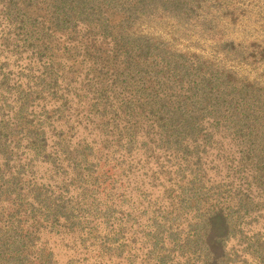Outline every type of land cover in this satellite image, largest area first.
I'll list each match as a JSON object with an SVG mask.
<instances>
[{
	"label": "trees",
	"instance_id": "1",
	"mask_svg": "<svg viewBox=\"0 0 264 264\" xmlns=\"http://www.w3.org/2000/svg\"><path fill=\"white\" fill-rule=\"evenodd\" d=\"M238 2L0 0V264H264V80L232 67L264 44L226 35Z\"/></svg>",
	"mask_w": 264,
	"mask_h": 264
},
{
	"label": "rangeland",
	"instance_id": "2",
	"mask_svg": "<svg viewBox=\"0 0 264 264\" xmlns=\"http://www.w3.org/2000/svg\"><path fill=\"white\" fill-rule=\"evenodd\" d=\"M239 6L245 13L244 17H240L241 21L229 27L226 35L234 39H243L249 42L254 41L264 44V0H243V2L239 3ZM149 30L151 31V29ZM152 31L163 36H167L168 32L161 28L152 29ZM186 35V38H179L180 40L173 41V44L179 49L195 51L214 57V50L210 42L199 39L196 34H191V32H188ZM257 46L261 47L258 44ZM232 67L238 71L240 75H245L251 80H264V60H261L253 67ZM75 238L76 236L72 234H66L65 237L62 238L57 233L48 232L47 229H44L41 233L40 241L38 242H40V245L47 244L54 252L56 260L60 263H64L71 257L80 256L77 253L79 245L78 243H74ZM126 239L127 243L130 245L129 238L126 237ZM44 241L46 243H43ZM127 249H129V247H127ZM86 263L90 264L91 260H87ZM111 264H127V260L123 256L121 258L112 256Z\"/></svg>",
	"mask_w": 264,
	"mask_h": 264
}]
</instances>
